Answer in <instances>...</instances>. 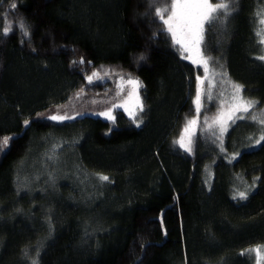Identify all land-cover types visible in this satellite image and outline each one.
<instances>
[{"label":"trees","instance_id":"16d2710c","mask_svg":"<svg viewBox=\"0 0 264 264\" xmlns=\"http://www.w3.org/2000/svg\"><path fill=\"white\" fill-rule=\"evenodd\" d=\"M162 6L0 0V139L15 137L0 155V264H252L242 253L264 245L262 126L239 120L219 143L199 136L193 152L175 143L204 70L161 31ZM258 14L264 0H236L228 24L204 35L257 111ZM93 72L103 79L89 83ZM122 77L142 83L143 112L38 117L109 94ZM241 191L248 198L233 199Z\"/></svg>","mask_w":264,"mask_h":264},{"label":"snow or ice","instance_id":"6c2138e0","mask_svg":"<svg viewBox=\"0 0 264 264\" xmlns=\"http://www.w3.org/2000/svg\"><path fill=\"white\" fill-rule=\"evenodd\" d=\"M235 2L236 0H219V2L216 3H213L212 0H153L154 4L163 3L164 5L155 8L156 17L166 26V28H162L161 31L169 34L173 46L181 53L184 59L191 60L193 64L203 66L204 75L203 78L197 77L198 86L194 99L197 115H199L202 107V97H205L208 101L213 100L212 88L215 87V77L217 75L226 76V73H216L214 68L210 69L208 66V59L202 54L201 47L204 42L205 29H210L214 24L226 22L227 18L233 13V5ZM258 17L260 29L256 32V35L259 38L260 44L264 45V14H258ZM21 28L24 30V35L28 36L29 33L23 23H21ZM6 33L7 29L4 34ZM193 52L196 58L191 55ZM141 59H143V57H141ZM258 59L264 60V55L259 56ZM80 62L82 63L83 61L81 60ZM105 75H107V73ZM94 77L96 79H103V77L99 76V73L93 72L91 76L87 77L88 82L92 83ZM121 79L123 81V77ZM205 81L208 82V89L206 92L203 90ZM126 83L133 87H142L140 81L134 80L131 77L127 79ZM227 83L230 85L231 93L227 99L221 100L220 111L217 116L213 118V124H208V119L205 118L204 123L208 124V130H212L214 127L218 128L220 134L218 138L222 141L223 135L228 131L231 125L236 124L239 120L251 119L253 122H258L262 126V131H264V109H259V111H257L260 102L246 99L243 96V92L245 91L243 85L233 83L230 80H228ZM82 92L83 90L77 93V95H81ZM129 95H131V93ZM220 95L223 96V93ZM115 107L121 106L116 105ZM143 110L142 103H138L137 113L143 112ZM137 113L129 112L134 122H137ZM98 115H102L108 120H115L111 109L106 112L98 113ZM38 117L52 121L73 119V117L67 115L40 117V114H38ZM141 122L142 121L137 122V126H139ZM23 124L27 127L30 121L24 120ZM195 124H197V120L195 119L187 121L184 133H189L190 126ZM14 139V136H5L0 139V155L5 154L10 149V142ZM262 141H264V135H261L256 143L259 144ZM175 143H179L187 152L192 151L191 134L189 135L188 145L184 144L183 136L179 141H175ZM98 176L102 181L109 180V177L106 175L98 174ZM248 194L247 191L237 192L233 196V199L246 200ZM247 253L255 254L257 264H262V262H264V246L248 249L245 253H242V255ZM31 264H37V261L33 260Z\"/></svg>","mask_w":264,"mask_h":264},{"label":"rangeland","instance_id":"374dc122","mask_svg":"<svg viewBox=\"0 0 264 264\" xmlns=\"http://www.w3.org/2000/svg\"><path fill=\"white\" fill-rule=\"evenodd\" d=\"M212 2L216 3V2H219V0H216V1L212 0ZM228 18L226 22H224L223 24L224 26L228 24ZM201 51H202L203 56L208 59L209 68L210 69L214 68L216 73H226V76L217 75L215 77V80H214L215 87L212 88V96H213L212 101H208L205 97H202V101H201L202 107L200 109L199 115L195 113V115L189 119V120H194V119L197 120V124L190 126L189 133H184V128L187 124L186 122L181 131V134L177 141H179L181 137L183 136L184 144L188 145L189 135L191 134V137H192V145H191L192 151L191 152L194 151L196 140L199 136H202L203 138H205V140H212L214 143L221 142V139L218 138L220 135L218 128L214 127L212 130H208V124H213V118L216 117L218 112L220 111L221 100L227 99L231 93V88H230V85L227 83V81L230 80L231 82L236 83L234 80H232L228 76L222 59H216L210 56V52L205 48L204 42L201 47ZM191 55H193V57L196 58L194 52L191 53ZM187 61L192 62L191 60H187ZM194 65L203 69V66H199L196 64ZM203 75H204V71L202 73L201 78H203ZM126 81L127 79H123V81L121 78L118 79L116 81L115 88L109 94L82 96L81 98L73 102V105H71L70 107L65 108L63 110H53L50 114L48 113L47 115L48 116L67 115V116L74 118L77 116L88 114V115L100 116V117L105 118L102 115H98V113L106 112L109 109H111L112 115L114 116V111L117 109H124L125 111L126 110L128 111V109L130 108L134 110V108L137 107V104L139 103V99H140L139 87H133L132 85L127 84ZM207 89H208V82L205 81L203 84V90L206 92ZM130 93L131 95H129ZM221 93H223V96L220 95ZM243 96L246 98L244 92H243ZM116 105H120L121 107H115ZM195 109H196V106H195ZM205 118L208 119V124L204 123ZM177 144L180 146L179 143ZM183 149L185 150V148ZM259 246H264V245H259ZM256 247L257 246L251 247L249 249H253ZM245 256L248 257L252 261V264H257V258L254 253H247L245 254ZM262 264H264V262H262Z\"/></svg>","mask_w":264,"mask_h":264}]
</instances>
